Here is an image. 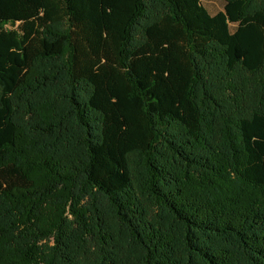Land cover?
Returning <instances> with one entry per match:
<instances>
[{"label":"trees","instance_id":"1","mask_svg":"<svg viewBox=\"0 0 264 264\" xmlns=\"http://www.w3.org/2000/svg\"><path fill=\"white\" fill-rule=\"evenodd\" d=\"M0 0V264H264V0Z\"/></svg>","mask_w":264,"mask_h":264},{"label":"rangeland","instance_id":"2","mask_svg":"<svg viewBox=\"0 0 264 264\" xmlns=\"http://www.w3.org/2000/svg\"><path fill=\"white\" fill-rule=\"evenodd\" d=\"M202 5L206 7V9L211 13L214 14L218 10H221L223 7V3L219 0H200Z\"/></svg>","mask_w":264,"mask_h":264}]
</instances>
